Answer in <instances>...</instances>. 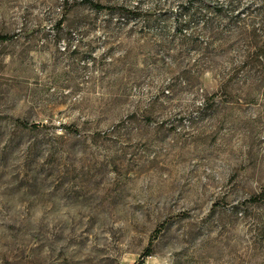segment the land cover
<instances>
[{"label": "rangeland", "instance_id": "rangeland-1", "mask_svg": "<svg viewBox=\"0 0 264 264\" xmlns=\"http://www.w3.org/2000/svg\"><path fill=\"white\" fill-rule=\"evenodd\" d=\"M91 1L0 0V264H264V58Z\"/></svg>", "mask_w": 264, "mask_h": 264}, {"label": "trees", "instance_id": "trees-1", "mask_svg": "<svg viewBox=\"0 0 264 264\" xmlns=\"http://www.w3.org/2000/svg\"><path fill=\"white\" fill-rule=\"evenodd\" d=\"M95 11H111L110 6L91 0H83ZM180 14L176 18L183 41L197 43L206 55L225 54L232 71H239L264 58V0H185L179 3ZM13 35H0V42L10 41ZM202 41H198L199 39ZM264 69V64L262 63ZM231 69V68H230ZM220 89L227 91L232 87L225 80L224 68L219 67ZM215 94L208 97L212 101ZM22 128H37L26 122L16 120Z\"/></svg>", "mask_w": 264, "mask_h": 264}, {"label": "built area", "instance_id": "built-area-1", "mask_svg": "<svg viewBox=\"0 0 264 264\" xmlns=\"http://www.w3.org/2000/svg\"><path fill=\"white\" fill-rule=\"evenodd\" d=\"M145 264H147V263H145Z\"/></svg>", "mask_w": 264, "mask_h": 264}]
</instances>
